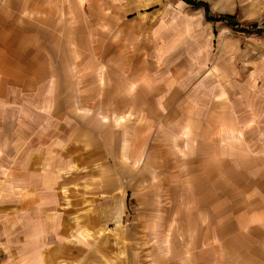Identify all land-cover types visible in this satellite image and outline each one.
Masks as SVG:
<instances>
[{
	"label": "crops",
	"instance_id": "crops-1",
	"mask_svg": "<svg viewBox=\"0 0 264 264\" xmlns=\"http://www.w3.org/2000/svg\"><path fill=\"white\" fill-rule=\"evenodd\" d=\"M119 1L0 0V102L35 95L30 100L38 109L59 116L60 85L75 84L76 53H93L104 69L109 44L122 59L121 35L127 23L118 11ZM126 48L132 52L133 43ZM158 62L154 73L146 57L135 65L145 64L149 70L147 92L132 102L138 125L115 140L109 141L106 133V140L99 141L100 155L107 156L100 192L118 193L122 200L115 216L116 237L102 223L92 224L95 230L84 234L89 249L82 253L70 241L71 234L52 232L51 250L27 254L25 264H111L120 241L127 244L131 264H264V166L238 163L236 149L246 148L235 139L225 140L221 126L203 122L204 108L190 94L196 78L192 60L171 48L160 51ZM116 91L114 100L122 108ZM73 96L72 90L63 100ZM93 137L92 132L85 134L87 146ZM53 178H42L48 192L54 189ZM28 196L26 206L33 204ZM99 199L108 206L106 213H116L110 210L109 197ZM130 210L139 219L126 227L122 214Z\"/></svg>",
	"mask_w": 264,
	"mask_h": 264
},
{
	"label": "rangeland",
	"instance_id": "rangeland-1",
	"mask_svg": "<svg viewBox=\"0 0 264 264\" xmlns=\"http://www.w3.org/2000/svg\"><path fill=\"white\" fill-rule=\"evenodd\" d=\"M197 1L207 3L214 16H235L242 27L257 24L264 30V0ZM119 2L118 11L127 23L121 35L122 59L109 44V64L104 69L93 53H76L75 84L60 85L59 116L38 109L36 101L30 100L35 95L0 102V264H25L27 254L50 251L52 232L71 234L70 241L82 253L89 249L84 246V234L95 230L92 224L102 223L116 237V210L122 200L118 193L100 192L106 183L101 166L107 156L100 155L99 141L106 140V133L109 141L115 140L118 133L138 125L140 118L133 115L132 102L141 91L147 92L149 70L145 64L135 65L146 57L154 73L160 51L173 48L192 60L196 78L190 94L195 93L204 108L203 122L221 126L226 130L225 140L235 139L246 148L236 149L238 163L264 166V31L248 34L226 23L207 21L203 8L183 0ZM111 3L109 12L114 11ZM132 43L129 52L126 45ZM72 90L73 100H63ZM116 90L123 99L122 108L114 100ZM50 103L56 107L54 100ZM87 132L94 134L88 146ZM244 141L253 147L241 144ZM36 160L41 163L32 162ZM43 177H54L53 191L45 189ZM28 194L33 204L26 206ZM120 194L123 199L125 189ZM99 197H109L110 210L116 213H106L108 206ZM130 206L138 208L135 201ZM136 216L131 210L122 214L123 225L130 227L139 219ZM55 223L58 229L53 228ZM43 238L45 243L37 244ZM120 243L116 250L125 251L127 244ZM117 251L111 264H131L129 250L121 256Z\"/></svg>",
	"mask_w": 264,
	"mask_h": 264
},
{
	"label": "trees",
	"instance_id": "trees-1",
	"mask_svg": "<svg viewBox=\"0 0 264 264\" xmlns=\"http://www.w3.org/2000/svg\"><path fill=\"white\" fill-rule=\"evenodd\" d=\"M183 1H185L188 5H191L193 7L203 8L206 14L207 21L226 23L233 30L248 34L255 33V31H257V33L260 32L262 33V31H264L263 28H260L257 24L248 27H242L240 24H238V22H236L235 16H231V15L214 16L211 13L210 6L205 2H201L197 0H183Z\"/></svg>",
	"mask_w": 264,
	"mask_h": 264
}]
</instances>
